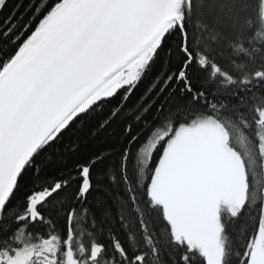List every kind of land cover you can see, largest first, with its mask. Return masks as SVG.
<instances>
[{
    "label": "snow or ice",
    "instance_id": "snow-or-ice-1",
    "mask_svg": "<svg viewBox=\"0 0 264 264\" xmlns=\"http://www.w3.org/2000/svg\"><path fill=\"white\" fill-rule=\"evenodd\" d=\"M9 4L0 264H264V0Z\"/></svg>",
    "mask_w": 264,
    "mask_h": 264
},
{
    "label": "trees",
    "instance_id": "trees-1",
    "mask_svg": "<svg viewBox=\"0 0 264 264\" xmlns=\"http://www.w3.org/2000/svg\"><path fill=\"white\" fill-rule=\"evenodd\" d=\"M21 2H26V0H21ZM15 3H17V0H10L9 8H11ZM147 86H148V84H147V82H145V84L140 87L139 91L133 97V102L136 101V97L140 96L144 92V90ZM109 132L111 133L112 130L110 129Z\"/></svg>",
    "mask_w": 264,
    "mask_h": 264
}]
</instances>
